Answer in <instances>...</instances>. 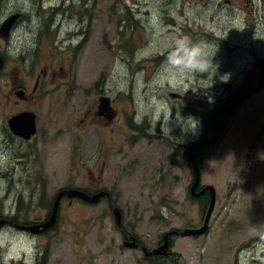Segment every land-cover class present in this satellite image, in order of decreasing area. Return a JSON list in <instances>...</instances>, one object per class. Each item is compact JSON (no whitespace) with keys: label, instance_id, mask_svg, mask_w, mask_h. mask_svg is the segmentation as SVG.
<instances>
[{"label":"rangeland","instance_id":"obj_1","mask_svg":"<svg viewBox=\"0 0 264 264\" xmlns=\"http://www.w3.org/2000/svg\"><path fill=\"white\" fill-rule=\"evenodd\" d=\"M20 13L31 26L52 16L62 33L42 40L36 71L0 77V128L30 110L41 135L27 159L16 154L25 147H0V264H264V89L243 94L219 139L196 154L216 201L204 234L180 235L204 227L210 208L191 192L190 144L212 138L213 116L260 84L264 0H0V27ZM31 26L15 32L17 46ZM74 29L82 35L68 38ZM50 64L35 99L18 102L15 80L31 92ZM102 97L112 121L94 115ZM71 189L111 193L124 229L149 250L178 231L173 256L126 248L107 199L64 196L52 229L17 227L47 221Z\"/></svg>","mask_w":264,"mask_h":264},{"label":"flooded vegetation","instance_id":"obj_2","mask_svg":"<svg viewBox=\"0 0 264 264\" xmlns=\"http://www.w3.org/2000/svg\"><path fill=\"white\" fill-rule=\"evenodd\" d=\"M56 11H58V10H56ZM9 17H11V16H9ZM26 18L27 17L25 16V14L20 13V17L17 19V21L12 26V30L10 32V35H9L8 39L7 40L0 39L1 41L4 42L5 45H7V47H5L6 49H4V50L0 49V77L6 71H8L9 68L10 69L12 68L13 70L18 69L19 65L21 67L25 68V69L26 68H30L31 69L30 71H32V72H34V70L36 71L38 66H40L42 64V61H43L42 57H44V58L46 57L45 56L46 54L44 56L42 55V54L45 53V50H40V45L42 44V40L44 38H46L47 35H50L51 32H54L56 34H60V32L62 33V31H61L62 23L59 24V26H56L55 30L52 29L54 27V24L56 23V20L53 19L52 16H46L44 19L41 17V19L39 21H37L38 23H37L36 26H31L32 25V21L30 19L26 20ZM26 22H28L30 24V26L32 27V29L30 30V36H29L30 40L22 41L21 44L17 46L14 43V41H13L14 37H15L14 36L15 32L21 26L25 25ZM34 27H38V28L35 29ZM47 28H48V30H47ZM72 33H75V34L72 35ZM66 35H67L68 38H70V37L74 38L75 36L78 37L79 35H82V31H79L77 33V30L74 29L72 32L71 31L67 32ZM50 41H51L50 37H48V43ZM13 49H16L17 51H19V54L13 52ZM50 56L51 55H49V57ZM66 61H67V59H65V58L64 59H59V64H66ZM51 67L53 68V67H55V65L54 64L53 65L50 64L48 67L46 66L45 68H42L43 75H39V76H37V78H36V76L32 75L31 80L33 81V79H35V81H34V85H33V90L31 92H29L28 87L24 84V81H21L20 79L18 80V78L15 80V83H18V82L21 83V85L15 86V88H20V90L16 91V94L21 99L18 102L32 101V100L35 99L36 93H37L38 89L40 88L42 82L47 80L48 69L51 68ZM5 76H8V74L5 75ZM29 86H30V84H29ZM240 97H239V101L241 99ZM110 103H111V100H110ZM238 104H239V102H238ZM99 106H100V112L94 113V115H96L99 119L104 117L105 120H108L107 122L112 121V119H114L113 118L114 110L112 109V112L108 113V112L102 110L101 104H99ZM111 108L112 107H110V109ZM25 112H34V111L22 110V111L18 112L17 114L13 115L12 117H14L16 115H19V114H22V113H25ZM231 113H228V114H225V115H220L216 119L213 120L214 121L213 124H214L215 128L219 131V134L222 133L221 126H225L226 125L227 118H228L227 116L230 115ZM91 114H92L91 111H89L88 115H91ZM36 116H37V114H36ZM7 124H8V122H7ZM212 130H213V128H212ZM40 138H41V135L38 132V127H37L36 133L32 134V136L29 137V138L22 137V136L14 134L11 131V129L9 127V124H8V127H5L3 129L0 128V147L2 148V150L5 153L8 152V149H12V148L15 149V148H18V147H25L26 151H28V152H25V153H23L21 151H19L18 153L16 152V154H18V158H20V159H27L29 157V154L36 152V145H37L38 139H40ZM210 139L211 138L209 137V135L205 132L201 136L199 142L194 143V144H199L201 142H205V141H208ZM192 145L193 144H190V146H192ZM19 149H21V148H19ZM201 149H203V148H201ZM201 149L197 148V149L194 150V158H195L196 162H198L196 154L199 151H201ZM193 181H194V179H193ZM204 187L205 186L200 185L199 189L196 191V194L200 193V191L202 189H204ZM79 190L83 191V189H79ZM95 193L97 194L99 192L96 191ZM87 194L92 196L91 192H88ZM110 195H111V193H110ZM104 199L109 200V206H110V200H111L113 206L117 207L114 204L112 196H111V199L108 196H104V197H102L100 199V201H102ZM197 200L204 201L206 204H210L211 203V193L209 191H207L204 195L198 197ZM121 213H122V211H121ZM122 217H123V215H122ZM9 223L15 225V223H13V222L9 221ZM117 226H118V224H117ZM199 228L200 227L198 226V227H195V228H192V229H199ZM118 229L120 230V232H121V234H122V236L124 238V241H125L126 236L129 237V239H128V243L129 244H132L133 243L132 239L136 238L135 245L138 246V247L133 248V249L140 250L142 252H144V249L147 252L154 251V250H149L145 245H143L141 243V241L136 236H132L129 232H127L124 229L123 218H122V228L120 229L119 226H118ZM169 242H170V239H169ZM162 243H163V240L159 243L158 246L162 245ZM171 244H172V241H171ZM144 254L147 257L148 256L155 257V254L146 255L145 252H144ZM166 256H167V258H170V257L173 256V253L172 252H167ZM158 257L159 258H166V257H162V255L158 256ZM158 257H155V258H158Z\"/></svg>","mask_w":264,"mask_h":264},{"label":"water","instance_id":"obj_3","mask_svg":"<svg viewBox=\"0 0 264 264\" xmlns=\"http://www.w3.org/2000/svg\"><path fill=\"white\" fill-rule=\"evenodd\" d=\"M19 17H20V14L12 15L7 20H5L4 23L1 25V27H0V37L3 40H7L8 39V37L10 35V32L12 30V26L17 21V19ZM260 78H261L260 84L258 85L257 88H255L253 90L246 89V88L238 90L237 93L234 95V102L232 103V105H230L228 108H226V109H224L222 111H218L213 116V118L211 120V125H212V128H213L214 136L210 140L205 141V142H201L199 144H193L189 148V160H190V162H191V164L193 166V169H194V182H193V186L191 188L192 195L195 198H198V197L204 195L207 191H209L211 193V203H210V208H209V211H208V214H207V217H206V221H205L204 227H202L200 229H197V230L196 229H186L185 231H183L180 234L183 237H185V236L202 235V234H204L207 231L208 222H209L210 217H211V215L213 213L214 206H215V201H216V189L213 186H211V185H208V186L204 187V189H202L200 191V193L196 194V191L199 189V187L201 185V170H200L199 165L195 161L194 150L197 149V148H203L205 146L212 145L219 139L220 134H219V131L215 128V126L213 124V122H214L213 120L216 119L220 115H225V114L233 112L237 108L238 102H239V97L242 94H245V95H256V94H258L259 92H261L264 89V61L260 64ZM179 98H181V96H179ZM109 105H110V98L103 97L101 99V108H102V110L106 111L108 113H111L112 112V108L110 109ZM8 124H9V127H10L11 131L14 134L22 136V137L29 138V137L32 136V134H35L36 131H37V116H36V114L34 112H25V113L16 115V116L12 117L11 119H9ZM64 196H67L69 198H80L83 201H85L87 203H91V204H97L100 201V199L102 197H104V196H108L111 199L110 193L106 192V191H102V192L97 193V194H95L93 196H90L87 193H85L84 191L78 190V189L64 190V191H61L57 195V197L55 199V202H54V205H53L52 213L50 215V218L47 221H45L43 223H40V224H34V225H31V226H19V225H17V227L19 229H22V230H25V231H29V232H31L33 234H40V233H43L45 231H48V230L52 229L55 226L56 222H57V218H58V214H59V208H60V202H61V200L63 199ZM110 209H111V211L113 212V214L115 216V219L117 221V224H118L119 228L121 229L122 228V218L123 217H122V213H121L120 208L114 207L112 202H111V200H110ZM175 234H179V232L178 231H173L172 233L167 235L166 236L167 243L163 247H160V249L154 250L152 252H147L144 249V252L146 253V255H150V254H155V255L163 254V255H166L167 254V248L169 246L168 238H169L170 235H175ZM128 239H129V237L126 236V238H125V246H126V248L133 249V248L138 247V246L135 245L136 238L132 239L133 240L132 244L128 243Z\"/></svg>","mask_w":264,"mask_h":264},{"label":"bare ground","instance_id":"obj_4","mask_svg":"<svg viewBox=\"0 0 264 264\" xmlns=\"http://www.w3.org/2000/svg\"><path fill=\"white\" fill-rule=\"evenodd\" d=\"M11 119V118H10ZM100 193V192H99ZM95 195V194H94ZM93 196V195H92Z\"/></svg>","mask_w":264,"mask_h":264},{"label":"trees","instance_id":"obj_5","mask_svg":"<svg viewBox=\"0 0 264 264\" xmlns=\"http://www.w3.org/2000/svg\"><path fill=\"white\" fill-rule=\"evenodd\" d=\"M217 112V111H216ZM200 152V151H199Z\"/></svg>","mask_w":264,"mask_h":264}]
</instances>
